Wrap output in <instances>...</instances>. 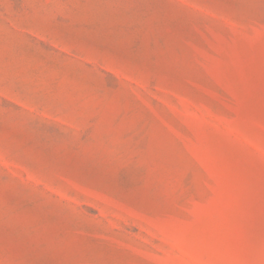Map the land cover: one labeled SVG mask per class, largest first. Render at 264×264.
Returning a JSON list of instances; mask_svg holds the SVG:
<instances>
[{
  "label": "rangeland",
  "instance_id": "obj_1",
  "mask_svg": "<svg viewBox=\"0 0 264 264\" xmlns=\"http://www.w3.org/2000/svg\"><path fill=\"white\" fill-rule=\"evenodd\" d=\"M0 264H264V0H0Z\"/></svg>",
  "mask_w": 264,
  "mask_h": 264
}]
</instances>
